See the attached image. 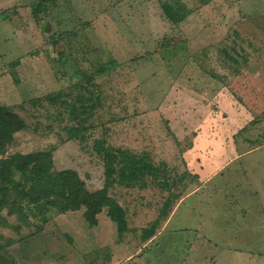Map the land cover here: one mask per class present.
I'll return each mask as SVG.
<instances>
[{
  "label": "rangeland",
  "instance_id": "obj_1",
  "mask_svg": "<svg viewBox=\"0 0 264 264\" xmlns=\"http://www.w3.org/2000/svg\"><path fill=\"white\" fill-rule=\"evenodd\" d=\"M38 1L0 0V104L15 106L28 124L3 155L52 148L55 169H76L95 190L105 181L94 148L103 138L165 165L171 188L150 178L142 188L113 186L130 227L122 235L115 221L104 223L103 211L95 227L83 224L81 209L65 212L79 219L51 211L53 222L34 233L37 217L0 206V264H264V188L259 196L245 195L260 205L243 214L239 195L248 184L237 162L230 176L239 172L241 181L218 176L212 187L184 159L199 133L221 136L220 127L238 116L228 101L250 95L243 80L264 88V0H54L35 18ZM165 1H178L186 18L173 23ZM111 61L107 73H94ZM82 72L94 73L100 99L78 139L68 134L76 120L67 104L82 91L76 84ZM55 91H62L61 101L52 103L45 95ZM255 95L247 100L255 109L251 122L235 138L247 149L261 146L247 156L259 160L256 178L264 182V94ZM170 192L183 199L162 227ZM155 220V237L144 244ZM97 228L107 235L99 248L92 239Z\"/></svg>",
  "mask_w": 264,
  "mask_h": 264
},
{
  "label": "trees",
  "instance_id": "obj_2",
  "mask_svg": "<svg viewBox=\"0 0 264 264\" xmlns=\"http://www.w3.org/2000/svg\"><path fill=\"white\" fill-rule=\"evenodd\" d=\"M50 2L54 0H39L33 16L37 18V14ZM162 7L173 23H178L187 16L181 11L178 1L162 2ZM115 64L113 61L101 64L94 73L103 75ZM94 73L82 72L83 79L76 82L82 91L77 94L76 100L67 104L71 108V118L76 120V124L67 129L70 138L83 139L86 126L82 123L99 105V90L92 81ZM61 96L62 91H55L45 95V98L57 103L61 101ZM247 125L240 128L235 135L244 131ZM27 126L26 120L15 106L0 104V206L9 204L10 213L37 217L40 223L36 225L34 233L42 231L49 221L48 213L51 211L64 213L83 209V216L89 226L97 225L98 214L105 210L110 219L116 222L119 235H122L129 230L127 212L119 199L111 193L113 186L142 188L150 178L162 189L171 188L165 165L161 167L154 164L147 153L138 154L115 147L103 138L95 141L94 148L104 160L105 181L101 188L95 190L87 187L76 169H55L52 148L3 155L13 142L16 132L26 129ZM8 195L13 198L8 200ZM178 197L180 195L177 193L170 192L161 208L160 217L170 212ZM155 225L156 220L145 230L143 239L153 235Z\"/></svg>",
  "mask_w": 264,
  "mask_h": 264
},
{
  "label": "crops",
  "instance_id": "obj_3",
  "mask_svg": "<svg viewBox=\"0 0 264 264\" xmlns=\"http://www.w3.org/2000/svg\"><path fill=\"white\" fill-rule=\"evenodd\" d=\"M243 81H244L245 87H250V88L244 87L243 92H247V93L249 92L250 95L246 96V94H245V96L242 97V100H243L242 103H239L238 101H236V102L228 101V105L230 106L229 108H232V110H234V112L238 115L235 118V120L230 122V124L228 123L225 126L220 127V129L222 128L221 129L222 130L221 136H218V137L213 136V133L211 132L212 130L210 131V129H208V133L204 134L205 130L202 133H199L194 138V141H193L194 142V150H192V152H194L195 150H196V152H198L197 151V150H199L198 149L199 148L198 143L200 140H203V139H205L204 150H199L198 156H193V153L190 152L191 150H188V152H186L184 155V157H185L184 159L187 162V165H188V168L190 169V171L192 173L197 174L198 179L200 181H202L203 183H211L212 187L215 186V184H213V183L215 182V179L218 176H222L220 181H223L225 183L226 175H229V176L233 175L234 170H230V168H232V163L237 162V164L239 165L238 168L240 169L241 174L243 176V181H245L248 184V185L243 187V190L241 189L242 192L239 195V198L241 199V202H242L241 204L243 207L241 209L238 208L237 211L241 212L243 214H246L247 210L249 211L251 209H254L252 207L258 208L260 204L258 202L255 203L254 200L251 203L249 202V200H244L245 195L249 196V195L255 194V195L259 196L260 193L263 191L262 188H264V182L258 178L259 176L256 178V176H257L256 170L259 168V164H260V162H258L259 160L256 161L257 160L256 158L247 156V154L253 152L254 149L258 150L261 146L256 145L257 147H255V146L253 148L248 147L249 149H247L246 145H244L241 142V140L238 141V139H236L234 137V135H235L236 131H238L240 128H242L243 126L248 124L249 121H251L252 114H254V111H251V110H255L254 106H252L250 108V103L247 100L249 98L251 99V97L252 98L256 97L255 93H258V94L263 93L264 94V88L260 87L259 85H256L254 83L253 79L250 81H249V79L248 80L245 79ZM249 85H251V86H249ZM222 95H224V93ZM247 103H249V105ZM221 111H223V109H221ZM211 133H212V135H211ZM211 139H212V142H209ZM218 145L221 146V148H219V151L214 152L213 151L214 147L218 146ZM243 146H245V147H243ZM200 155H201V157H200ZM201 158H202V160H200ZM250 161H251V163H250ZM250 164H252V165H250ZM254 165H256V166L254 167L255 169L253 171L252 167ZM250 170H251V172H250ZM230 177L233 179H236V181H238L237 183H239V181H241L239 179V172H238L237 176L235 175V176H230ZM223 182H221V183H223ZM229 194L232 195L231 192H229ZM182 199L183 198L180 197L176 201V203H174L170 213L168 214V217L165 220H163L162 227L167 225L172 220V216H174V214L176 213V210H177ZM81 210H82L81 214L83 215V209H81ZM103 212H104L103 213V221L105 223V222H107L109 216L106 214L105 210ZM51 213L52 214L55 213L58 215L61 214L62 216H66V215L74 216V217L76 216L78 219L80 216L79 213L78 214H73V213L66 214L65 212H64V214L58 213V212H51ZM51 215H49V221H48L49 223L53 222V220L51 219V217H52ZM98 221H99V218H98ZM83 224H86V226H89L87 222L86 223L84 222ZM95 226H98V224ZM95 226H93V227H95ZM89 227H91V226H89ZM104 228H105V226H103V229ZM94 230H95V233L98 232L97 238L94 236V238H92V239L95 240L96 244L98 245L97 248H99L102 243L107 242V238H106L107 235L105 234V235L101 236L100 235V228H97ZM57 233H59V232L57 231ZM102 233H104V232H102ZM154 237H155V234L152 235L149 239L144 240V244L148 243L150 240H153ZM82 240H85L84 243L87 242L86 238H82ZM100 241L102 242L101 244H100ZM137 254H138V251H136L135 253L130 252L129 254L126 255L125 258L128 260L133 259V258H135V256Z\"/></svg>",
  "mask_w": 264,
  "mask_h": 264
}]
</instances>
